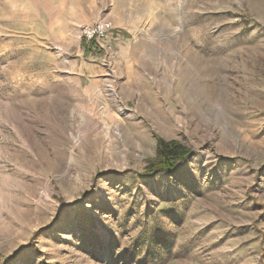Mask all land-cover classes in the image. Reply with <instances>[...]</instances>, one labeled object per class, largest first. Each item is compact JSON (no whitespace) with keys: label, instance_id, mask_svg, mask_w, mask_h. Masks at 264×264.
<instances>
[{"label":"rangeland","instance_id":"obj_1","mask_svg":"<svg viewBox=\"0 0 264 264\" xmlns=\"http://www.w3.org/2000/svg\"><path fill=\"white\" fill-rule=\"evenodd\" d=\"M0 264H264V0H0Z\"/></svg>","mask_w":264,"mask_h":264},{"label":"trees","instance_id":"obj_2","mask_svg":"<svg viewBox=\"0 0 264 264\" xmlns=\"http://www.w3.org/2000/svg\"><path fill=\"white\" fill-rule=\"evenodd\" d=\"M188 150L173 141L159 140L156 147V156L149 161L147 173H153L157 170L172 171L173 163L176 159H184Z\"/></svg>","mask_w":264,"mask_h":264},{"label":"built area","instance_id":"obj_3","mask_svg":"<svg viewBox=\"0 0 264 264\" xmlns=\"http://www.w3.org/2000/svg\"><path fill=\"white\" fill-rule=\"evenodd\" d=\"M112 29L111 21L99 20L93 24L82 26L80 28V35L87 42L92 40L102 42L106 40ZM107 48L110 49L111 46Z\"/></svg>","mask_w":264,"mask_h":264}]
</instances>
